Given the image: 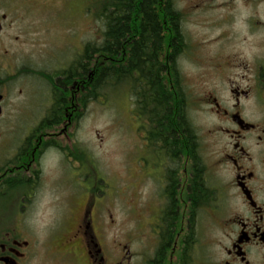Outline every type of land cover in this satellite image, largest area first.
<instances>
[{
    "label": "flooded vegetation",
    "instance_id": "obj_1",
    "mask_svg": "<svg viewBox=\"0 0 264 264\" xmlns=\"http://www.w3.org/2000/svg\"><path fill=\"white\" fill-rule=\"evenodd\" d=\"M202 5L218 9L219 39L234 43L223 48L224 64L214 67L220 77L216 88L198 101L209 162L200 154V161L191 158L188 124L183 146L175 147L158 134L164 120L158 116L152 126L139 104L134 113L141 137L139 163L148 166L146 172H164L165 199L152 225L150 256L141 252L138 257L125 241L119 244L120 256L111 257L102 232L97 235L91 225V206L89 219L82 215L74 230L63 235L61 226L53 228L44 239L38 238L43 227L36 225L32 209L45 155L68 148L61 141L63 129L80 116L84 100H93V56L86 75L35 64L23 50L31 9L0 0V264H192V246L203 240L212 251L193 264H264V0H204ZM172 48L170 42L163 48L166 67L175 61ZM178 58L181 110L189 119ZM163 83L168 90L174 85L169 79ZM24 118L30 124L15 140L11 129ZM166 135L170 140L172 131ZM211 196L212 234L195 240L196 215ZM62 238L69 248L54 250L50 243Z\"/></svg>",
    "mask_w": 264,
    "mask_h": 264
},
{
    "label": "rangeland",
    "instance_id": "obj_2",
    "mask_svg": "<svg viewBox=\"0 0 264 264\" xmlns=\"http://www.w3.org/2000/svg\"><path fill=\"white\" fill-rule=\"evenodd\" d=\"M15 1L32 11V18L24 21L29 27L23 50L35 64L48 69L67 67L86 42L99 43L102 38L103 22L96 15L101 0ZM173 1L181 13L180 27L187 42L178 58L189 104L187 115L198 136L196 144L190 145V155L200 161V154L208 163L210 149L206 147L203 111L198 101L205 91L216 88L220 77L214 67L224 64L223 48H230L228 45L234 43L219 39L218 27L214 24L218 9L205 7L210 5H202L204 0ZM239 12L238 16L243 17V11ZM207 19L210 21L206 22ZM22 26L19 28L26 27ZM98 62L104 64L103 58ZM98 62L93 60L89 68L94 71ZM110 87L100 90L97 98L79 105L82 113L61 135L62 144L68 148L63 146V151L47 152L44 157V177L35 194L36 207L32 208L36 225L43 227L38 238L49 237L52 229L60 226L63 235L74 230L82 215H86L84 220L89 219L87 211L91 206L94 213L91 225L97 235L102 232V241L111 257L120 256L119 244L125 241L138 257L141 252L150 256L154 243L152 225L165 199L164 172H146L144 168L148 166L142 167L139 163L141 137L133 98L125 83ZM25 119L21 123L16 121L11 129L15 140L19 130L24 132L30 124ZM208 182L212 183L211 179ZM212 196L207 200L206 209L196 215L195 240L212 234ZM65 238L53 241L51 247L59 251L69 248L61 244ZM202 242L199 241V247L192 246V264L212 251L206 241ZM77 253L82 256L80 251Z\"/></svg>",
    "mask_w": 264,
    "mask_h": 264
},
{
    "label": "trees",
    "instance_id": "obj_3",
    "mask_svg": "<svg viewBox=\"0 0 264 264\" xmlns=\"http://www.w3.org/2000/svg\"><path fill=\"white\" fill-rule=\"evenodd\" d=\"M96 15L103 22L101 40L86 42L82 52L65 67L68 71H63L77 69L78 75L85 74L90 55L97 62L103 58L104 64L95 63L93 71V99L99 96L100 90L125 83L133 98L134 111L142 104L152 126L158 123V116L164 120L158 134L165 136L166 143L171 141L175 147L183 146L188 124L189 143L194 146L196 133L181 110L184 94L177 85L181 80L177 58L186 49L187 42L180 27L181 13L174 1L101 0ZM169 42L173 47L170 57L175 61L166 67L161 59L165 58L163 48ZM167 79L174 82L169 90L163 83ZM167 131H172L170 140Z\"/></svg>",
    "mask_w": 264,
    "mask_h": 264
}]
</instances>
